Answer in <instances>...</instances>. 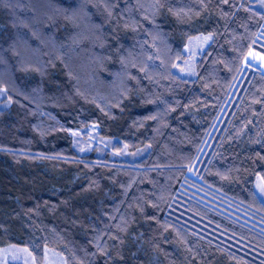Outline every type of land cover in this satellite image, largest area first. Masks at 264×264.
Instances as JSON below:
<instances>
[{
    "label": "trees",
    "instance_id": "trees-1",
    "mask_svg": "<svg viewBox=\"0 0 264 264\" xmlns=\"http://www.w3.org/2000/svg\"><path fill=\"white\" fill-rule=\"evenodd\" d=\"M31 1L37 4L0 0V42L13 34L37 56L35 65H20L17 54L0 53V71H11L14 86L0 74L6 92L0 104V245L26 244L39 255L48 244L65 254L66 264H79L82 252L90 264H264V202L253 193L256 173L264 182V106L246 102L264 74L245 68L230 92L244 52L254 47L264 53L263 9L255 10L251 0H165L159 8V0H150L154 12L137 24L136 7L128 14L133 23L120 30L101 20L92 0ZM97 1L104 11L117 9L111 0ZM222 3L237 19L247 8V18L241 17L253 24L246 47L232 49L227 65L219 62L209 75L217 58H226ZM60 14L67 19L57 21ZM83 29L91 34L77 36ZM146 29L163 38L155 37L158 45L147 42ZM122 31L140 40L137 47L125 43ZM199 31L212 36L195 59V74H177L174 59ZM166 44L167 52H177L163 62L151 52L165 51ZM48 45L56 51L53 61L44 54ZM141 48L156 74L138 75L132 65ZM85 57L99 80L79 78ZM72 85H87L98 97ZM242 116L248 124L231 133L232 120ZM89 122L142 152L130 163L108 150L100 157L94 148L77 151L72 128ZM194 160L200 168L188 171Z\"/></svg>",
    "mask_w": 264,
    "mask_h": 264
},
{
    "label": "rangeland",
    "instance_id": "rangeland-1",
    "mask_svg": "<svg viewBox=\"0 0 264 264\" xmlns=\"http://www.w3.org/2000/svg\"><path fill=\"white\" fill-rule=\"evenodd\" d=\"M40 1V0H39ZM93 1V5L95 7V11H98L99 14L102 15V17L104 19L101 20H105L107 22H109L108 20H110L113 26H119L121 28H119L120 30H123L124 26L129 25L128 23H131L133 20V17L131 16L129 18V13H133V11L136 9L137 7V14H134L135 18H136V22L137 24H140V18L141 17H147L146 14L149 13H153V7L150 8V0H111L112 1V5L114 7H117V9H113L109 12L102 10V6L99 4V2L97 0H92ZM160 1H165V0H159L158 1V5L157 7H160ZM170 2V5L172 3H175L174 0H168ZM202 0H200L201 2ZM224 1V0H220V3ZM252 1V5L254 7L255 10L259 11V9H263L262 11H264V0H251ZM139 2V3H138ZM37 2H32L31 0H28V5H36ZM136 4V5H134ZM152 4V3H151ZM194 9H196V7L192 6V5H188ZM202 6V5H201ZM201 6H198V8H200ZM9 9L11 10V7L8 5ZM138 7L141 8V12H138ZM175 7V5L173 6V8ZM229 6H224L223 3L221 5V13H222V24L223 26V34H225V36H227L225 38L224 36V45H225V56H230L232 54V49L233 54L235 52H237L240 48L244 49L246 47V43L250 38V32L251 30L248 29L249 25H252L253 21L249 20V22H247L246 20L242 19L241 16L246 17L247 18V13L246 10L247 8L243 9V11L245 12H240L241 14H239L238 19L234 18V11L232 15H229V13L227 12V14L224 12L225 10L228 9ZM247 7V6H246ZM101 9V11H100ZM191 11V9H189ZM190 13V12H189ZM187 13V14H189ZM182 14V13H181ZM13 12H11L10 18L13 24V28L15 27V25H17L18 23L16 22V19L13 17ZM252 19H255L256 16L252 15ZM43 18H45V15L43 16ZM63 19H67V16L65 14H60V17L57 18V21H61ZM143 19V18H142ZM131 21V22H130ZM133 23V22H132ZM68 24L71 26V23L68 22ZM228 25V28H227ZM130 26V25H129ZM73 27V26H72ZM74 28V27H73ZM138 28V27H137ZM139 29V28H138ZM68 31V30H67ZM77 31V29H76ZM145 32H148L147 35V42L149 43L150 39L155 43H156V38L158 37L159 39H163L159 34L155 33V30H144ZM14 32V30H13ZM160 34L161 31H159ZM16 33V30H15ZM91 34L89 32H87L86 30H79L76 34H79L77 36H83L82 34ZM122 39H124L126 44H131V42H133L136 37L134 36V34L132 33V35L130 36V38L126 35L124 37L123 31L120 32ZM262 33V32H260ZM143 35V34H142ZM76 35L73 37L74 39L78 38ZM92 36L94 37V32L92 33ZM212 34L208 31H199L196 32L190 36H188V38L186 39V41L183 43L182 47H181V51H182V56L178 59H174L172 67L175 70V72L178 74H181L183 76H193L195 74V59L198 56V54L203 50V48L207 45V43L210 41ZM76 37V38H75ZM88 38L89 43L88 45H92V48H94L96 45L95 43H93V41L89 38V37H85ZM44 39H46L44 36L41 37V42H44ZM84 40V38H83ZM222 40V38H219V41ZM131 41V42H130ZM242 44H239V42H242ZM68 42L72 43L75 41H71L69 40ZM140 43V40L137 39L136 41H134L133 45L135 47H137V45ZM2 43L0 42V53L1 51H11L12 53H15L14 56L17 54V61H19L20 65H27V64H32L35 65L36 64V51H32L31 49L25 47V43L21 42L19 39L16 40V37L12 34V37L10 38V40L8 42H4L2 45ZM39 45H43L41 43H37ZM47 44V42L45 43ZM124 45V44H122ZM158 45V44H157ZM6 46V47H5ZM5 47V48H4ZM48 47L51 48V53L48 52V50L46 49ZM45 46V50H44V54L46 57V60L48 61H53L55 54H53L52 52H56L55 50H53L54 48L50 45ZM167 47V48H166ZM168 45H165V51L164 48L162 47V49L160 48V50H156V51H152L151 54L154 55L157 58H160V55H163V62H166V60L168 58L171 57V55L169 54L171 51H175L174 53L177 52V50H175V48H173V50H170L169 52H167L168 50ZM19 49V50H18ZM247 49V48H246ZM245 49V50H246ZM16 50V51H15ZM146 49L141 48L139 50V53L136 55V57L133 59L132 61V65L136 67L137 66L139 68L138 70V75L141 74H148V75H154L156 74L153 71H160V70H156L152 67L149 66L148 61L150 60L149 58V51H146ZM14 51V52H13ZM145 52V53H144ZM6 53V52H5ZM159 53V54H158ZM4 54V52H3ZM10 56H12V54L9 53ZM243 58L240 62V69L238 71V74L235 76L236 78L232 80V82L230 83V92L231 94L235 93V90L238 88H236V83L240 80L241 76L243 74H245V68H253V69H257L260 72H262L264 74V53L262 51H259L258 49L254 48V47H250L248 48L244 54H243ZM224 57V56H215L213 59L217 58V61L213 64V67L211 68V72L209 71V75H213L215 73V71H217V66L219 64V62H225L226 61V65L229 62V59ZM177 57V54H176ZM0 58H3L2 54H0ZM86 58V57H85ZM3 60L5 61V59L3 58ZM71 58L66 59V62H68L70 64V66L72 67L73 63H70ZM90 63H92V60H90L89 58H86L84 60V68L86 71L83 75H81L79 78H83L85 79L86 77H92V75H94L97 78V76L95 75L96 72L93 71L90 68ZM139 64V65H138ZM141 64V65H140ZM147 67H149V71H146L148 69H146ZM228 68V66H227ZM5 70V69H4ZM161 71H165V69H162ZM75 72V71H74ZM1 75H4L5 78H3V80L8 81V83L10 84V88L13 90L14 86H13V81L11 79V71L9 69H7V71H0ZM143 74V75H144ZM116 76V74H113V77ZM146 76V75H145ZM149 77V76H147ZM117 81H119L118 77H116ZM99 80V79H98ZM231 81V80H230ZM228 81V82H230ZM120 85H123L120 84ZM87 86V85H86ZM84 85H81L80 87L78 86V88H75L74 85H72L74 91L75 89L77 91H80L84 96L90 98V97H98L96 95V93H94L91 89H89L88 87H86ZM83 89V90H82ZM6 94L5 89L2 85H0V104H2L4 102V100L2 99V96H4ZM30 94V93H29ZM230 94V96H231ZM31 95V94H30ZM32 96V95H31ZM229 96V94H228ZM235 96V95H234ZM34 100H39V97H34L32 96ZM247 100L246 102H249L251 106L260 103L261 102V106H264V82L262 83H258L257 85H254V87L252 88L251 92L249 93V95L247 96ZM229 106V105H228ZM260 111V110H259ZM258 110H255L256 114L257 112H259ZM162 109H159L158 113H161ZM225 113L223 114L222 119L224 118ZM243 116H245V114H243ZM242 116V120H240L241 118L238 117L239 120L234 121L232 120V132H236L239 131L241 129H243V127L245 125L248 124V121L245 119V117ZM255 116H258V114H256ZM255 120V119H254ZM222 121V120H221ZM96 123L95 122H89L87 124H85L82 127L79 128H72V135H73V143H74V147L77 151L79 152H84L87 150H90L92 148L95 149V154L98 155V157L102 156L103 152H105L106 150H108L110 152V156L113 157H121L123 158V161H128V162H132L137 156H139L142 152V149H138L136 151L134 150H130L127 145L124 142H121L117 139H115L114 137H109L106 135H101L99 132H97V128H96ZM163 142L165 144H167L166 140L164 139ZM164 144V145H165ZM185 155H182V158H184ZM201 166V163H197L195 160L191 161L188 164V171L193 172L194 169H199ZM132 171H134L135 169H131ZM223 171L224 173V169L218 170V172L221 174V172ZM189 173V172H188ZM130 176V174H129ZM255 178L253 179V193H255L256 197H258L261 201L264 202V182L262 181L261 176L256 173ZM206 193H209L208 191H206ZM113 213V212H111ZM42 252L38 255L36 254V252L28 245L26 244H22V243H17V242H7L4 244L0 245V264H66V257L65 254H63L60 250H58L57 248H55L54 246L48 245V244H44L42 247ZM87 255V253L82 252L80 253V260H79V264H90L92 262V258L90 259V261L85 262V258L82 255ZM70 257H73L72 255H69ZM90 257V256H89Z\"/></svg>",
    "mask_w": 264,
    "mask_h": 264
},
{
    "label": "bare ground",
    "instance_id": "bare-ground-1",
    "mask_svg": "<svg viewBox=\"0 0 264 264\" xmlns=\"http://www.w3.org/2000/svg\"><path fill=\"white\" fill-rule=\"evenodd\" d=\"M86 59V58H85Z\"/></svg>",
    "mask_w": 264,
    "mask_h": 264
}]
</instances>
